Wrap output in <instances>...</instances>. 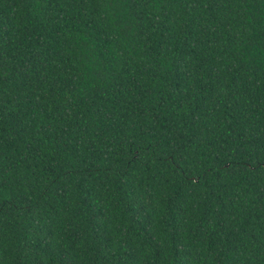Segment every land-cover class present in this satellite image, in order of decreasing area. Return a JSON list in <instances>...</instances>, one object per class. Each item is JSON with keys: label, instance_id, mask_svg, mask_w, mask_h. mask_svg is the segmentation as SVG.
<instances>
[{"label": "trees", "instance_id": "16d2710c", "mask_svg": "<svg viewBox=\"0 0 264 264\" xmlns=\"http://www.w3.org/2000/svg\"><path fill=\"white\" fill-rule=\"evenodd\" d=\"M0 264H264V0H0Z\"/></svg>", "mask_w": 264, "mask_h": 264}]
</instances>
